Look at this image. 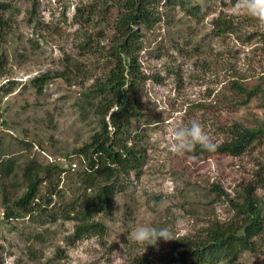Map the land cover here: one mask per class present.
<instances>
[{"label": "rangeland", "instance_id": "obj_1", "mask_svg": "<svg viewBox=\"0 0 264 264\" xmlns=\"http://www.w3.org/2000/svg\"><path fill=\"white\" fill-rule=\"evenodd\" d=\"M0 1L13 8L8 13L0 9L8 18L0 33V168L8 159L12 162L11 172L0 176V264H162L160 258L172 251L175 239L140 245L128 240L129 232L138 225L167 227L178 238L199 234L213 220H233L236 211L229 198L255 178L264 143L239 156L193 150L176 155L167 146L169 129L195 120L216 142L223 138L221 124L237 120L252 127L264 121L262 94L235 106L239 93L229 88L233 80L264 88V25L235 14L236 0H207L200 20L179 7H161L169 23L143 29L139 51L146 76L140 89L145 117L139 122L133 118L132 126L144 130L147 158L141 175L132 172L126 178L113 218L96 217L108 224L104 236L72 242L75 222L53 221L46 214H56L53 204L45 212L36 204L33 215L8 219L4 196L13 204L24 194L23 167L29 159L64 167L72 154L73 162L81 163L76 149L99 124L79 102L104 77L115 13L112 6L105 12L104 0ZM220 15L233 20L230 33H215L213 19ZM87 41L97 49L82 48ZM48 71L69 73L40 90L31 80ZM72 173L62 175L63 191L54 198L57 208L77 190L83 192ZM46 187L42 185L39 200H46ZM258 193L264 198L263 189ZM232 264H264V233L256 238L254 251Z\"/></svg>", "mask_w": 264, "mask_h": 264}, {"label": "trees", "instance_id": "obj_2", "mask_svg": "<svg viewBox=\"0 0 264 264\" xmlns=\"http://www.w3.org/2000/svg\"><path fill=\"white\" fill-rule=\"evenodd\" d=\"M206 1L104 0L105 12L112 6L115 13L112 19L114 33L112 44L106 50V57L109 60L104 64V77L98 80L96 87L84 92V99L79 102V106L90 114L93 111L99 128L92 132L89 140L76 149L82 157L77 168L73 167L72 154L67 155L69 158L66 159L64 167L55 162L43 164L31 159L25 162L23 179L26 191L13 204H10L7 196H4L6 218L33 215L37 210L36 204L43 207H40V212H45L53 204L50 209L51 211L58 209L55 211L56 214L46 213L52 216L53 221L60 218L75 222L74 231L70 235L72 242L92 235L104 236L107 233L108 224L96 217L104 214L111 219L115 216L116 199L126 187V178L132 172L139 177L147 158L144 130L139 126L133 129L132 126L133 118L138 117L139 122L145 117L140 89L146 76L142 74L139 62V51L143 47L142 31L154 29L162 22L169 23L168 13L161 10L164 6L169 9L179 7L194 19H203L205 14L202 7L206 5ZM0 9L2 13L13 11L11 3L2 1H0ZM80 13L79 7L78 14ZM213 24L217 35L230 33L234 27L231 18H224L221 15L213 19ZM7 25L8 18L0 13L1 34ZM88 47L93 49L92 42L87 41L82 45L86 50ZM94 48L97 49L96 46ZM77 65L83 64L78 62ZM66 72L69 73V71L54 73L48 71L31 81L42 90L46 83L57 77H64ZM229 88L234 89V94L239 93L237 98L233 96V105L246 104L260 93L263 95L264 106V88L260 85L247 88L242 81L233 80ZM219 128L223 138L222 141H214L218 145L215 151H205L197 145L193 153L239 156L264 143L262 120L252 127L235 120L229 125L221 124ZM11 167L12 162L8 159L4 167L0 168V176L5 174L4 171H10ZM67 171L73 172L83 192L77 190L72 200L67 202L63 199L62 203H59L60 207L57 208L54 198L61 196L63 189L59 187L63 180L62 175ZM43 184L47 185V198L39 200ZM216 188L218 192L221 191L220 188ZM259 188L264 190V160L256 170L252 182L243 185L236 198H229L236 211L232 221L213 220L199 234L178 237L173 242L172 251L160 258V263L232 264L244 252L254 251L256 238L264 233V198L258 193Z\"/></svg>", "mask_w": 264, "mask_h": 264}, {"label": "clouds", "instance_id": "obj_3", "mask_svg": "<svg viewBox=\"0 0 264 264\" xmlns=\"http://www.w3.org/2000/svg\"><path fill=\"white\" fill-rule=\"evenodd\" d=\"M235 14H246L264 25V0H236ZM199 145L202 150L215 151L218 145L204 131L198 121H191L189 125L173 124L169 129L168 149L176 155L191 152ZM179 223V222H178ZM177 239L171 229L157 228L149 225H138L128 234V240L140 245H156L157 241Z\"/></svg>", "mask_w": 264, "mask_h": 264}, {"label": "built area", "instance_id": "obj_4", "mask_svg": "<svg viewBox=\"0 0 264 264\" xmlns=\"http://www.w3.org/2000/svg\"><path fill=\"white\" fill-rule=\"evenodd\" d=\"M77 166V163L73 162V167L75 168Z\"/></svg>", "mask_w": 264, "mask_h": 264}]
</instances>
